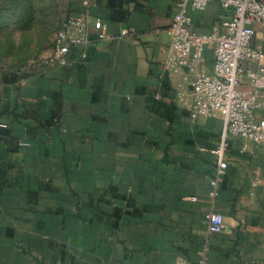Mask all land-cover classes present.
I'll list each match as a JSON object with an SVG mask.
<instances>
[{"label":"crops","instance_id":"crops-1","mask_svg":"<svg viewBox=\"0 0 264 264\" xmlns=\"http://www.w3.org/2000/svg\"><path fill=\"white\" fill-rule=\"evenodd\" d=\"M25 1L0 7V30L89 12L110 38L92 29L69 64L51 61L56 32L27 67L0 55V264H264V147L232 139L211 194L222 119L191 118L193 73L165 65L176 0ZM189 14L207 33L228 12L210 1ZM252 26L257 68L264 24ZM212 60L207 45L199 71ZM210 210L221 232L207 231Z\"/></svg>","mask_w":264,"mask_h":264},{"label":"built area","instance_id":"built-area-1","mask_svg":"<svg viewBox=\"0 0 264 264\" xmlns=\"http://www.w3.org/2000/svg\"><path fill=\"white\" fill-rule=\"evenodd\" d=\"M210 1H217L228 12L213 25L211 31L202 33L192 26L190 11L203 10ZM264 24V0H176L170 26V41L165 65L182 67L193 73L189 81L191 102L190 117L219 115L222 128L218 142L211 150L214 170L210 179L211 194L226 167V151L232 139L238 138L264 147V63L250 68L248 61H259L261 51L251 46L254 35L252 24ZM108 24L89 12L81 16L62 19L56 30L55 53L52 62L69 64L86 57L90 43L89 33L96 30L97 38H110ZM121 29L122 36L128 35ZM210 45L213 60L209 71H199L204 49ZM180 97L181 92H176ZM221 213H206V227L210 233L224 229ZM205 257L196 264H205ZM176 264H186L178 259Z\"/></svg>","mask_w":264,"mask_h":264},{"label":"rangeland","instance_id":"rangeland-1","mask_svg":"<svg viewBox=\"0 0 264 264\" xmlns=\"http://www.w3.org/2000/svg\"><path fill=\"white\" fill-rule=\"evenodd\" d=\"M51 1L52 0H49L48 3ZM25 2V0H0V7L10 9L23 5ZM29 2L30 6L34 8H37V4H40L39 8H43L42 1L41 3H38V0H30ZM49 8L52 10L51 5ZM5 16L14 17L17 16V14L15 15L14 12H7ZM32 16L34 21L28 28H16L17 26L10 27V25H8L6 29L0 30V55L4 56L5 64L16 67H27L32 64L31 59L38 57L43 58L46 56L44 54H47L51 50L56 30L48 26L50 21L47 19L44 25L46 28L43 30L36 29L37 15L34 13Z\"/></svg>","mask_w":264,"mask_h":264}]
</instances>
